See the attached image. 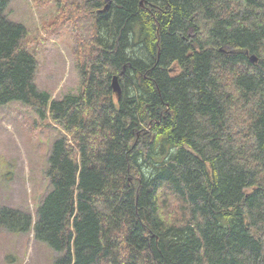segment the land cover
Returning a JSON list of instances; mask_svg holds the SVG:
<instances>
[{
  "label": "trees",
  "instance_id": "trees-1",
  "mask_svg": "<svg viewBox=\"0 0 264 264\" xmlns=\"http://www.w3.org/2000/svg\"><path fill=\"white\" fill-rule=\"evenodd\" d=\"M10 2L0 105L60 135L35 215L0 207V231L33 232L54 264H264V0H33L74 42L61 100Z\"/></svg>",
  "mask_w": 264,
  "mask_h": 264
},
{
  "label": "rangeland",
  "instance_id": "rangeland-1",
  "mask_svg": "<svg viewBox=\"0 0 264 264\" xmlns=\"http://www.w3.org/2000/svg\"><path fill=\"white\" fill-rule=\"evenodd\" d=\"M54 8L40 11L33 0H11L7 18L23 24L34 38L38 52L37 87L55 100L77 94L80 78L73 57L74 42L68 29L58 35L46 33ZM60 129L41 119L35 110L20 102L0 105V207L35 214L46 195L48 156ZM58 256L33 234L15 235L0 231V264H54Z\"/></svg>",
  "mask_w": 264,
  "mask_h": 264
},
{
  "label": "water",
  "instance_id": "water-1",
  "mask_svg": "<svg viewBox=\"0 0 264 264\" xmlns=\"http://www.w3.org/2000/svg\"><path fill=\"white\" fill-rule=\"evenodd\" d=\"M251 61H252V62H257V58H255V57H251ZM112 87H113L114 91H115L117 94L120 93L121 88H120V85H119L118 77H114V79H113V83H112Z\"/></svg>",
  "mask_w": 264,
  "mask_h": 264
}]
</instances>
